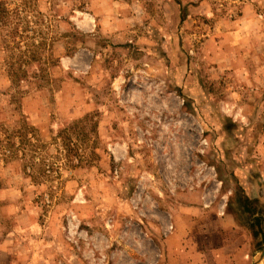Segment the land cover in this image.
I'll return each instance as SVG.
<instances>
[{"label": "rangeland", "instance_id": "obj_1", "mask_svg": "<svg viewBox=\"0 0 264 264\" xmlns=\"http://www.w3.org/2000/svg\"><path fill=\"white\" fill-rule=\"evenodd\" d=\"M261 194L264 0H0V264H252Z\"/></svg>", "mask_w": 264, "mask_h": 264}, {"label": "trees", "instance_id": "obj_2", "mask_svg": "<svg viewBox=\"0 0 264 264\" xmlns=\"http://www.w3.org/2000/svg\"><path fill=\"white\" fill-rule=\"evenodd\" d=\"M71 151H72V157H70L71 161L73 159V156H75V158L77 159V162L76 163L72 162V165L76 168L82 166L83 159L81 155L78 153L77 148H72Z\"/></svg>", "mask_w": 264, "mask_h": 264}, {"label": "water", "instance_id": "obj_3", "mask_svg": "<svg viewBox=\"0 0 264 264\" xmlns=\"http://www.w3.org/2000/svg\"><path fill=\"white\" fill-rule=\"evenodd\" d=\"M263 256H264V248H263L262 251L260 252L258 258H257L255 261H253L252 264H257V263L259 262V260H260L261 258H263Z\"/></svg>", "mask_w": 264, "mask_h": 264}, {"label": "crops", "instance_id": "obj_4", "mask_svg": "<svg viewBox=\"0 0 264 264\" xmlns=\"http://www.w3.org/2000/svg\"><path fill=\"white\" fill-rule=\"evenodd\" d=\"M245 8H247V6ZM260 187L263 188V186L261 184H260ZM256 188H258V186ZM259 197H263L264 198V194H261V196H259ZM257 264H264V259L262 261L258 262Z\"/></svg>", "mask_w": 264, "mask_h": 264}]
</instances>
